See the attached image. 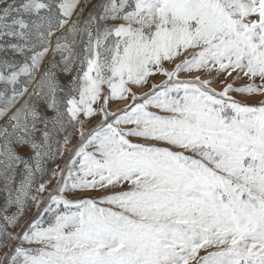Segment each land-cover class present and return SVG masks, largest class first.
<instances>
[{"label":"snow or ice","instance_id":"obj_1","mask_svg":"<svg viewBox=\"0 0 264 264\" xmlns=\"http://www.w3.org/2000/svg\"><path fill=\"white\" fill-rule=\"evenodd\" d=\"M0 264H264V0H0Z\"/></svg>","mask_w":264,"mask_h":264}]
</instances>
